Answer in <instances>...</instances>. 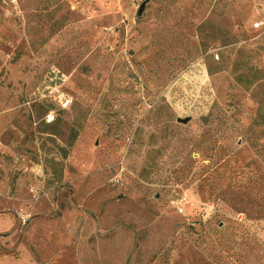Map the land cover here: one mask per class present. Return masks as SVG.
I'll return each instance as SVG.
<instances>
[{
    "label": "rangeland",
    "instance_id": "obj_1",
    "mask_svg": "<svg viewBox=\"0 0 264 264\" xmlns=\"http://www.w3.org/2000/svg\"><path fill=\"white\" fill-rule=\"evenodd\" d=\"M0 123V264H264V0H0Z\"/></svg>",
    "mask_w": 264,
    "mask_h": 264
},
{
    "label": "trees",
    "instance_id": "obj_2",
    "mask_svg": "<svg viewBox=\"0 0 264 264\" xmlns=\"http://www.w3.org/2000/svg\"><path fill=\"white\" fill-rule=\"evenodd\" d=\"M261 115L258 114L257 117L253 120V124L256 125L258 123V120L260 119Z\"/></svg>",
    "mask_w": 264,
    "mask_h": 264
},
{
    "label": "crops",
    "instance_id": "obj_3",
    "mask_svg": "<svg viewBox=\"0 0 264 264\" xmlns=\"http://www.w3.org/2000/svg\"><path fill=\"white\" fill-rule=\"evenodd\" d=\"M4 126H5V125H3L2 123H0V134L3 132V130H4Z\"/></svg>",
    "mask_w": 264,
    "mask_h": 264
},
{
    "label": "built area",
    "instance_id": "obj_4",
    "mask_svg": "<svg viewBox=\"0 0 264 264\" xmlns=\"http://www.w3.org/2000/svg\"><path fill=\"white\" fill-rule=\"evenodd\" d=\"M253 27H254V29L259 28V24L258 23H254Z\"/></svg>",
    "mask_w": 264,
    "mask_h": 264
}]
</instances>
